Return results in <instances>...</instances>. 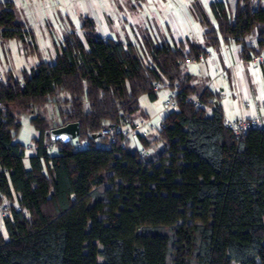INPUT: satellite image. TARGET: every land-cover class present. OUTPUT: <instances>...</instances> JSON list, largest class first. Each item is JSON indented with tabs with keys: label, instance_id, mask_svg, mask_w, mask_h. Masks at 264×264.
I'll return each mask as SVG.
<instances>
[{
	"label": "trees",
	"instance_id": "1",
	"mask_svg": "<svg viewBox=\"0 0 264 264\" xmlns=\"http://www.w3.org/2000/svg\"><path fill=\"white\" fill-rule=\"evenodd\" d=\"M192 7L205 44L172 46L149 33L123 42L85 15L82 35L67 31L53 62L0 80V264H264V127L236 135L220 107L207 114L186 100L210 104L212 93H199L182 70L220 37L240 44L244 60L264 57V0L213 1L212 21ZM30 33L13 2L0 1V38L32 44ZM161 77L170 90L177 85L176 108L164 112L156 139L136 134L138 148L122 133L93 137L132 123L139 98H157ZM52 103L55 124L29 117L37 135L25 167L19 114ZM70 122L78 136L52 143L46 131ZM154 140L162 149L142 155Z\"/></svg>",
	"mask_w": 264,
	"mask_h": 264
},
{
	"label": "crops",
	"instance_id": "2",
	"mask_svg": "<svg viewBox=\"0 0 264 264\" xmlns=\"http://www.w3.org/2000/svg\"><path fill=\"white\" fill-rule=\"evenodd\" d=\"M163 1L170 2L171 4L170 11H168L165 16L171 20L172 23L161 22L160 19L157 18L154 8L149 7L148 14L151 18L150 21L152 26L150 24L148 15L145 17L140 16L141 23H135L132 21L129 22V25L139 33L138 41H140L142 34L149 33V26V28L151 27L152 30L149 34L153 35L158 42L167 40L172 46H179L181 41L185 42L186 39H189L198 44H205V28L195 16L192 7L194 2L198 3L197 0ZM213 1L218 0H207L206 5L201 3L206 8V13L211 21L213 20V17L208 6ZM143 2L144 0H138V4H136V2L132 3V7L135 11V17L138 10L143 9L141 5ZM123 24L127 27L123 28L122 30L121 28H116L113 22L111 27L104 29V27L101 26V32L99 33L103 36L119 38L123 42L129 40L134 43L128 28L129 25L126 23L125 19H123ZM28 31L31 32L30 30ZM30 35L32 39V45L38 48L35 43V36L32 32ZM198 38H201L200 41H197ZM59 45L60 44L56 45L57 47L54 50V56L56 55ZM240 51V44L235 42L233 39L225 40L224 38L220 37L217 46H207L206 53L201 57V59L188 63L185 62L183 65L189 66V68L183 69L182 65V70L191 76V80L189 82L191 85L196 87L199 93H202L205 90H209L212 93L211 99L215 101L214 106L220 107L222 109L224 119L260 118V120L264 122V73L261 68L262 58L260 57L258 64L256 65L257 68L254 70V67L251 65L249 60L243 59ZM5 70L7 69L0 67V72H6ZM9 72L11 71L8 69L6 73L8 74ZM3 77H5V75H3ZM159 91L163 92L164 99L162 102H164L165 98L167 97L168 89H161ZM141 112L145 116V119H150V121L155 126L153 130H155L160 122H156L154 120L157 118V116H160L159 114L164 113L163 103L161 109L154 111L151 114L150 109L141 110ZM151 131L152 130H149L146 135H151ZM130 141H132L131 144L134 147L140 148V146L137 144L138 140L135 139V137ZM30 151L31 154L29 156L35 153L34 145ZM29 156L26 155L23 158L25 167H28L25 163V160H27Z\"/></svg>",
	"mask_w": 264,
	"mask_h": 264
},
{
	"label": "rangeland",
	"instance_id": "3",
	"mask_svg": "<svg viewBox=\"0 0 264 264\" xmlns=\"http://www.w3.org/2000/svg\"><path fill=\"white\" fill-rule=\"evenodd\" d=\"M15 4V9L17 10L18 18L25 24L26 30H30L35 36V43L38 48L31 43H23L19 39H2L0 38V67L5 68L6 72L11 71L14 76H19L23 68L30 69L34 67L39 59H44L48 62H53L54 60V50L56 45L60 44L65 33L71 29L77 31L82 35L80 25L81 17L84 15L91 16L95 18L96 27L99 32H101V26L105 28L111 27L112 22L116 28H121V30L127 26L123 24V19L129 25V22L141 23L140 16L145 17L148 15L149 21L150 16L148 14L149 7H153L156 11V16L161 22L172 23L171 20L166 18L165 14L170 11V2L161 0H144L141 3L143 9L138 10L136 17L134 15L135 11L132 7V3L138 0H12ZM201 1V2H200ZM235 0H231V5ZM256 3L258 0H252ZM197 2L202 6L205 12L207 0H197ZM203 5H202V4ZM156 4V6H155ZM144 5V6H143ZM134 16V17H133ZM132 19V20H131ZM135 19V20H133ZM110 21V22H109ZM151 24V21H150ZM152 26V24H151ZM197 26V25H196ZM129 31L131 33L134 43L138 44L139 33L134 30L132 26L129 25ZM151 27L148 26V32L150 33ZM123 35V34H122ZM196 39V38H195ZM198 38L197 41H200ZM248 40L250 42H255L256 38L252 35L249 36ZM55 43V44H54ZM40 50V51H39ZM43 55V56H42ZM46 55V56H44ZM262 60L264 57L261 56ZM5 61V63H4ZM2 65V66H1ZM189 68V66L183 65V69ZM6 72H1L3 75H7ZM161 89H165L162 87ZM159 89V90H161ZM164 99L163 92H158V97L155 100H150L146 95H142L139 98L140 111H138L132 118L134 120L142 119L144 116L141 110L150 109V114L154 111L161 109L162 101ZM153 101V102H152ZM152 102V103H151ZM40 113L45 116L52 124L57 122V108L55 104H41L35 107L33 112L26 111L19 114V119L21 121V127L18 132L17 139L22 142L26 148V155L31 154L30 149L32 148V137L37 135L36 129L30 122V115H35ZM154 121L160 122L164 113L159 114ZM145 119V118H144ZM51 124V125H52ZM152 134L150 139H156V130L151 131ZM129 141V146L132 141ZM138 146H141L138 141ZM53 149V147H50ZM162 149V142L160 140H154L150 145L146 153L154 154L155 152ZM54 154L55 151L52 150ZM28 166V159L25 160ZM10 201L4 200L2 204L5 206L10 205ZM13 204H16L13 202ZM2 219L0 218V228L5 238L6 232L2 225ZM97 260L100 262L101 258L98 257Z\"/></svg>",
	"mask_w": 264,
	"mask_h": 264
},
{
	"label": "built area",
	"instance_id": "4",
	"mask_svg": "<svg viewBox=\"0 0 264 264\" xmlns=\"http://www.w3.org/2000/svg\"><path fill=\"white\" fill-rule=\"evenodd\" d=\"M201 59V56L198 59H186L185 62H193L195 60ZM259 56H252L249 59V62L254 67V70L257 68V64L259 61ZM3 79V74L0 72V80ZM162 87L168 89L167 97L163 102V111L171 110L176 108L175 103V95L177 93V85L175 86L174 90H170L168 87V81L161 77V80L155 83L154 88L155 90H159ZM186 100L193 103L194 105L202 108L206 113H212L214 106V100H210V104L202 102L198 96L196 95H188ZM6 116V109L3 104L0 103V117L3 119ZM224 124L231 129L236 135H241L249 128H262L264 127V122L260 120V118H237V119H224ZM155 126L150 121V119H140L134 120L132 123H128L124 126H119L115 124H107L99 130L101 136L108 137L109 140L115 138L119 133L124 135L125 140H132L136 134L146 135L149 130H153ZM79 145V143H76ZM107 143V147H108ZM140 153L143 155L146 153V150L141 149ZM4 207H0V217L4 214Z\"/></svg>",
	"mask_w": 264,
	"mask_h": 264
},
{
	"label": "water",
	"instance_id": "5",
	"mask_svg": "<svg viewBox=\"0 0 264 264\" xmlns=\"http://www.w3.org/2000/svg\"><path fill=\"white\" fill-rule=\"evenodd\" d=\"M46 134L49 135L52 143H55L58 140L63 143H68L78 136L79 125L77 122H70L65 125L46 131ZM96 136H100V133L93 135V137Z\"/></svg>",
	"mask_w": 264,
	"mask_h": 264
}]
</instances>
